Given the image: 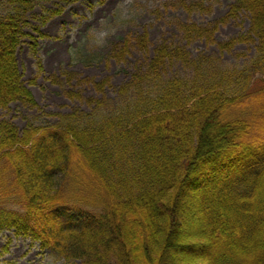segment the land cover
Here are the masks:
<instances>
[{
    "label": "trees",
    "instance_id": "trees-1",
    "mask_svg": "<svg viewBox=\"0 0 264 264\" xmlns=\"http://www.w3.org/2000/svg\"><path fill=\"white\" fill-rule=\"evenodd\" d=\"M49 1L0 0V109L22 97L34 103L17 52L28 13ZM240 10L258 38L241 69L163 48L122 89V102L23 132L1 121L0 233L15 229L68 263L264 264V79L255 86L264 75V0H236L231 14ZM176 59L193 73L166 77ZM190 189L203 234L195 244L176 240Z\"/></svg>",
    "mask_w": 264,
    "mask_h": 264
},
{
    "label": "rangeland",
    "instance_id": "rangeland-1",
    "mask_svg": "<svg viewBox=\"0 0 264 264\" xmlns=\"http://www.w3.org/2000/svg\"><path fill=\"white\" fill-rule=\"evenodd\" d=\"M235 4L236 0H79L67 5L52 0L36 4L27 15V36L17 52L22 80L34 103L26 105L25 97L11 100L0 109V122L8 121L23 132L31 124L45 127L62 118L78 121L106 102H122V89L143 75L163 48L181 47L193 58L207 56L223 66L243 68L255 58L258 38L250 31L247 11L231 14ZM3 10L0 3V15ZM187 26L203 29L204 36L198 37ZM242 37L248 41H235ZM164 66L169 78L193 73L180 59ZM255 86L258 89L260 81ZM217 134L212 130L213 138ZM30 180L39 182L34 177ZM177 216L181 234L176 240L198 243L203 234L192 189L183 196ZM191 231L197 235L189 236ZM0 264L83 263H68L40 241L11 229L0 233Z\"/></svg>",
    "mask_w": 264,
    "mask_h": 264
}]
</instances>
